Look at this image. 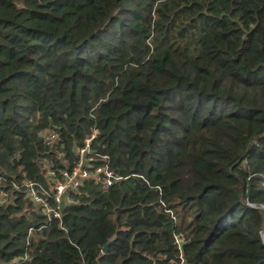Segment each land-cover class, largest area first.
<instances>
[{
    "label": "trees",
    "instance_id": "16d2710c",
    "mask_svg": "<svg viewBox=\"0 0 264 264\" xmlns=\"http://www.w3.org/2000/svg\"><path fill=\"white\" fill-rule=\"evenodd\" d=\"M93 131L121 180L50 222L11 192L0 264H264V0H0L7 189Z\"/></svg>",
    "mask_w": 264,
    "mask_h": 264
},
{
    "label": "built area",
    "instance_id": "2783aa9c",
    "mask_svg": "<svg viewBox=\"0 0 264 264\" xmlns=\"http://www.w3.org/2000/svg\"><path fill=\"white\" fill-rule=\"evenodd\" d=\"M95 134L96 131H93L91 136L84 140L83 146L74 148L76 162L72 168L55 170L47 165L44 183L24 180L21 183H10V189H7L6 181L0 176V206L11 201V192L14 191L35 205L47 222L60 220L63 208L76 203L70 194L76 193L85 181H90L104 190L120 181L121 177L110 169L108 157L91 150L90 144ZM41 136L48 144H57L60 141L58 130L46 129L41 132ZM174 244L180 252L177 264H187L181 253V245L184 244L181 234L174 236ZM27 259L28 255L25 254L17 258L14 264H23Z\"/></svg>",
    "mask_w": 264,
    "mask_h": 264
},
{
    "label": "water",
    "instance_id": "95a60500",
    "mask_svg": "<svg viewBox=\"0 0 264 264\" xmlns=\"http://www.w3.org/2000/svg\"><path fill=\"white\" fill-rule=\"evenodd\" d=\"M110 244V242L109 243H107L104 247H103V250H102V252L103 253H105L106 252V250H107V247H108V245ZM182 246H183V244L181 245V248H182Z\"/></svg>",
    "mask_w": 264,
    "mask_h": 264
},
{
    "label": "rangeland",
    "instance_id": "374dc122",
    "mask_svg": "<svg viewBox=\"0 0 264 264\" xmlns=\"http://www.w3.org/2000/svg\"><path fill=\"white\" fill-rule=\"evenodd\" d=\"M260 238L264 242V229L260 232Z\"/></svg>",
    "mask_w": 264,
    "mask_h": 264
}]
</instances>
